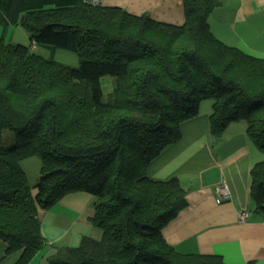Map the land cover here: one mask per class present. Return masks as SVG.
<instances>
[{
  "label": "trees",
  "instance_id": "trees-1",
  "mask_svg": "<svg viewBox=\"0 0 264 264\" xmlns=\"http://www.w3.org/2000/svg\"><path fill=\"white\" fill-rule=\"evenodd\" d=\"M183 4L185 23L175 26L84 0H0V241L15 264L45 247L42 212L76 193L94 197L90 222L101 237L57 249V264H226L167 243L162 230L187 194L178 179L150 178L149 166L207 102L213 138L243 122L264 154V58L213 35L219 0ZM10 27L23 28L29 45L7 42ZM58 50L78 67L56 61ZM33 158L42 166L34 185L22 168ZM249 191L252 211L264 214V160Z\"/></svg>",
  "mask_w": 264,
  "mask_h": 264
},
{
  "label": "crops",
  "instance_id": "crops-1",
  "mask_svg": "<svg viewBox=\"0 0 264 264\" xmlns=\"http://www.w3.org/2000/svg\"><path fill=\"white\" fill-rule=\"evenodd\" d=\"M209 25L213 35L230 47L264 58V0H219ZM104 8H120L135 16L181 26L185 23L183 0H103ZM65 52V51H64ZM48 57L45 51L40 52ZM56 61L78 67L76 55L55 53ZM211 104L182 126V138L149 166L153 180L178 179L187 194L188 206L162 230L167 243L180 254L216 255L226 264H264V214L252 211L250 171L264 160L251 142L247 125L232 123L220 138L210 134ZM40 167V162L35 160ZM40 175V173L38 174ZM226 184L227 200L215 189ZM95 199L87 193L70 194L41 214L45 247L29 264H57V249L78 247L84 237L99 239L90 218ZM247 214L244 220L241 216ZM0 241V264H15L18 255L6 256Z\"/></svg>",
  "mask_w": 264,
  "mask_h": 264
},
{
  "label": "rangeland",
  "instance_id": "rangeland-1",
  "mask_svg": "<svg viewBox=\"0 0 264 264\" xmlns=\"http://www.w3.org/2000/svg\"><path fill=\"white\" fill-rule=\"evenodd\" d=\"M3 33V27L0 26V34ZM27 32L21 28V27H10L7 35H6V40L7 42H15V44H24V45H29V41H28V36H27ZM45 51L43 48H38L36 53L37 54H41L40 52ZM63 53H65L64 51H61ZM72 55H75L72 53ZM111 81L112 83V79L111 78H105L103 79V91H104V95H105V100H107L108 96L111 94L112 92V86L110 87H106L107 84ZM208 104H210V102H207ZM3 144L7 147L11 146L14 143V136L10 131H6L4 133L3 136ZM13 142V143H12ZM12 143V144H11ZM39 161L36 158L33 159H28L22 162V168L24 170V172L26 173V176L29 179V182H31V184H35L36 181L39 179V173L41 172V162H40V167L38 165V169H37V162Z\"/></svg>",
  "mask_w": 264,
  "mask_h": 264
},
{
  "label": "built area",
  "instance_id": "built-area-1",
  "mask_svg": "<svg viewBox=\"0 0 264 264\" xmlns=\"http://www.w3.org/2000/svg\"><path fill=\"white\" fill-rule=\"evenodd\" d=\"M86 4L92 5V6H101L103 0H84ZM215 195L219 199L227 200L230 196L229 189L226 184H220L215 189ZM247 217V214H243L241 216V220H244Z\"/></svg>",
  "mask_w": 264,
  "mask_h": 264
}]
</instances>
